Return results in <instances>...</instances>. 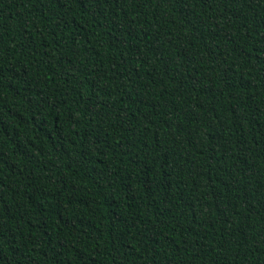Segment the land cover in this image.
Segmentation results:
<instances>
[{"label": "trees", "instance_id": "trees-1", "mask_svg": "<svg viewBox=\"0 0 264 264\" xmlns=\"http://www.w3.org/2000/svg\"><path fill=\"white\" fill-rule=\"evenodd\" d=\"M0 264H264V0H0Z\"/></svg>", "mask_w": 264, "mask_h": 264}]
</instances>
